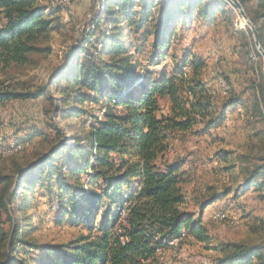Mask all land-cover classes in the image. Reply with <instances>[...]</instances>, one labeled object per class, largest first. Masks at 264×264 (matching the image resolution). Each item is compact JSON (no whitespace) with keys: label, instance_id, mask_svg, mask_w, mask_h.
<instances>
[{"label":"trees","instance_id":"16d2710c","mask_svg":"<svg viewBox=\"0 0 264 264\" xmlns=\"http://www.w3.org/2000/svg\"><path fill=\"white\" fill-rule=\"evenodd\" d=\"M45 1L51 2L0 0V64L5 68L30 65L33 55L49 52L46 43L59 29L55 15L61 7L44 5ZM239 1L264 48V0ZM102 4L52 82L59 98L50 96L46 85L17 90L0 80V105L45 97L54 116L59 112L69 131H75L71 143L61 140L62 135L55 140L38 132L48 141L45 152L35 151L27 160L19 156L8 170L0 168V264H149L174 238L210 245L202 213L227 197L230 189L216 192L208 186L197 200L195 216L186 208L184 160L167 157L171 141L177 135L217 128L229 107L264 123L261 70V82L248 88L251 103L246 112L227 82L225 101L218 108L219 100L204 78L207 62L192 49H183L179 60L174 56L170 70H146L163 62L169 44L193 20L212 23L221 18L231 23L224 0H102ZM246 32L251 35L250 29ZM137 43L150 46L145 64L135 56ZM87 103L98 105L97 111L83 108ZM78 116L85 118L73 124ZM52 127L59 135L54 122ZM253 131L256 141L241 156L244 182L235 190L254 187L264 200V126ZM24 143L28 142H16L20 147ZM227 157L226 152L216 154L228 171L234 164ZM37 192L55 199L57 225H83L89 234L66 243L32 242L16 211L29 207ZM258 220L262 227L251 225L254 234L264 232V221ZM211 247L216 252L214 264H264V242L229 240Z\"/></svg>","mask_w":264,"mask_h":264},{"label":"rangeland","instance_id":"374dc122","mask_svg":"<svg viewBox=\"0 0 264 264\" xmlns=\"http://www.w3.org/2000/svg\"><path fill=\"white\" fill-rule=\"evenodd\" d=\"M50 1V3L45 1L43 4L60 6L61 9L55 15L59 29L50 35L46 43L50 47L49 52L43 56L33 55V63L26 66L10 65L5 68L0 64V80L17 87V90H22L21 86H23L25 90L34 91L46 85L49 95L59 98L60 95L52 82L67 63L72 48L81 44L85 32L90 28L92 18L101 10L103 4L102 0H69L67 5L62 6ZM224 2L231 11V23L226 24L221 18H216L212 23L193 20L187 30L182 28L178 30L177 39L169 44L168 55L164 57L163 62L158 66L150 65L146 70L154 73L163 68L170 70L175 62L174 56L179 60L183 49H192L207 62L204 78L214 91L216 101L219 100L218 108L225 101L222 96L227 93L229 83L231 90L240 97L246 112L251 103V91L248 88L253 82L256 84L261 82L259 72L261 70L263 74L264 61L261 55L260 57L255 55L256 48L252 33L249 35L246 32L248 26L233 3L230 0ZM139 45L140 43L135 44L137 50L139 49V52H135V56L145 64V55L149 53L150 46ZM58 105L60 106L59 103ZM82 106L93 112L98 108V105L91 103ZM52 110L51 103L42 96L13 100L0 105V168L5 166L8 170L19 156H24L27 160L33 157L35 151L45 152L48 141L44 140L42 134H50L55 140L62 135L61 140L66 138V143L72 142L75 131H69L66 121L59 112L54 116ZM248 114L249 112L244 115L229 107L217 128H211L200 134L177 135L171 141L167 157L184 160L182 168L185 181L182 187L186 196V208L189 211H193L197 216V200L206 194L208 186L214 188L216 192L228 187L230 192L227 197L218 199L202 213V221L210 236V245L192 239L180 242L177 240L174 245L159 250L149 264H214L216 252L211 246L222 241L264 242V232L254 234L250 231L254 223L262 227L258 219L264 221V200L253 191L254 187L235 190L239 187V183L244 182L240 168L245 163L241 156L249 151L250 144L256 141L251 136L253 130L264 126V123H259L255 118L247 119ZM84 118L85 116H78L72 122L75 124ZM53 122L59 129V135L52 129ZM201 128L202 126H198L196 129L201 130ZM18 140H26L28 143L20 147L16 144ZM224 152L234 164L232 170H225L223 168L225 164L222 161L220 163L216 158V154ZM80 178L84 180V176L81 175ZM258 180L261 178L258 177ZM55 203V199L51 201L47 195L37 192L29 207L23 208V211H16L20 221L26 225L27 237L32 242L40 245L66 243L89 234L83 225L72 226L65 222L57 225L55 223L57 212L52 210ZM5 228L8 229L9 224H6ZM95 233L93 231L90 234Z\"/></svg>","mask_w":264,"mask_h":264},{"label":"water","instance_id":"95a60500","mask_svg":"<svg viewBox=\"0 0 264 264\" xmlns=\"http://www.w3.org/2000/svg\"><path fill=\"white\" fill-rule=\"evenodd\" d=\"M230 1L233 3L235 8L237 9V11H238L239 15L241 16V18L243 19L244 23L250 29V31L252 33L254 46H255L256 50L259 52V54L262 56L263 61H264V48L260 44L259 36H258V32L256 30V27L254 26V24L250 20L249 16L245 12V10H244L243 6L241 5L240 1L239 0H230ZM263 77H264V70H263ZM263 87H264V80H263Z\"/></svg>","mask_w":264,"mask_h":264},{"label":"bare ground","instance_id":"6f19581e","mask_svg":"<svg viewBox=\"0 0 264 264\" xmlns=\"http://www.w3.org/2000/svg\"><path fill=\"white\" fill-rule=\"evenodd\" d=\"M66 1H69V0H66ZM54 2H55L57 5H62V6H65V4L67 5V3H57L56 0H53V3H54ZM3 141H4V140H3ZM175 242H176V240H175ZM175 242L171 241V242L168 243V245H169V246L174 245Z\"/></svg>","mask_w":264,"mask_h":264},{"label":"built area","instance_id":"2783aa9c","mask_svg":"<svg viewBox=\"0 0 264 264\" xmlns=\"http://www.w3.org/2000/svg\"><path fill=\"white\" fill-rule=\"evenodd\" d=\"M57 3H68V1L66 0H56ZM176 238L173 239V242H175ZM183 264H187V263H183Z\"/></svg>","mask_w":264,"mask_h":264}]
</instances>
